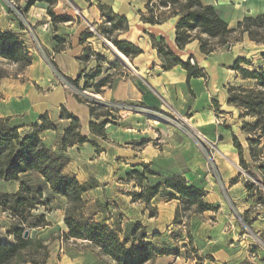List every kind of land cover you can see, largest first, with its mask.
Wrapping results in <instances>:
<instances>
[{"label": "rangeland", "instance_id": "1", "mask_svg": "<svg viewBox=\"0 0 264 264\" xmlns=\"http://www.w3.org/2000/svg\"><path fill=\"white\" fill-rule=\"evenodd\" d=\"M25 1L27 4L29 0ZM57 3L52 7V11L55 15L62 16L61 12L63 11L56 7ZM23 5L22 8H24ZM65 5L71 9L68 2H65ZM34 6L36 8L46 7L44 13L49 18V26L56 28L64 26V22L53 23L47 11L48 4L37 3ZM14 10L18 14L20 12V22L22 20V26H27L26 29L32 36L33 42L29 46V51H32L33 55L41 56L45 64L51 67L52 77L44 80L39 79L44 74L41 66L37 68L35 66V70L31 72L27 70V67L19 69L18 65L0 58V70L5 75L4 79L0 81V88L6 92L14 89L13 93L23 94L22 91H18L14 87L28 82L25 92L36 104L40 105V110H43L44 107L50 108L51 112L57 109L58 102L56 94L53 93L57 89L84 104L87 99L76 95V91L83 90H78L73 83L71 84L72 77L64 76L62 72L55 69L52 63L56 56L49 54L45 45L34 37L36 26H43L44 30L47 29L46 17L42 14L37 16L43 11L41 9L33 10L32 13L42 20L37 23L39 25L32 26L31 23H34L37 18L28 16L32 22H27L25 21L27 11H24L23 15L16 6ZM79 13L78 8H75V12H71L80 21ZM73 19L75 22L76 19ZM243 37L238 41L236 50L253 61V69L264 66V57L259 54V48L248 40L244 42ZM101 39L91 40L89 48L100 53V55L98 54L100 58H91L97 61L87 64L84 72L89 74L98 67L97 64L100 62L101 77L109 76L107 87L112 85L114 81L112 77L123 74L119 71L127 65L114 52L111 46V44L114 45L113 42L102 37ZM88 43L86 42V46ZM236 43L227 47H219L216 52H219L220 56H228L233 52ZM117 58L122 65L110 68L109 63ZM43 66L45 67V65ZM242 66L248 65L243 63ZM235 72L226 71L225 73L228 75L223 79L224 83L230 80L235 85H252L251 81H244L240 74ZM235 74L240 80H234ZM59 78H63L70 86L66 88L61 85ZM206 80L207 78H205ZM96 81L90 80V83L94 84ZM227 89L228 87H226ZM87 90L93 99L104 101L92 87ZM99 91H102V88ZM226 92L228 94V91ZM224 94L221 87L215 94L202 97L192 95L190 103L187 104V106L190 105L188 109L185 106L180 112L170 109H150L143 103L133 100H108L121 105V109L115 110L116 112L108 117L111 125L107 127L113 129L109 134L113 140H108L107 134L106 139L96 138L100 145L94 141L95 144L89 143L92 148L87 146V150L83 152L74 151L72 157L66 154L70 160H74L67 173H73L78 166H82L83 172L80 173V181L83 182L87 179L85 182H88L90 186L97 185L99 187L89 190L85 196L84 218H92L100 223H106L114 229L121 228V239L130 234L133 224L154 221L159 224L162 233L152 232V228L146 241L151 242L158 249H165L168 251L167 253L180 254L189 264L206 263L197 254L195 245L198 243L191 242L199 227L204 226L203 223H205L207 228L204 230L202 228V233L210 231L213 236L228 235L229 237L243 238L245 249L250 253L249 256L254 264H264V200L258 196L255 187H248L249 184L256 181L254 176L241 169L237 151L232 145V134H239L240 138H243L244 136L240 134V127L245 120H251L250 118H240L239 110L227 105L228 96L224 97ZM94 148L96 150H93ZM56 150L60 151L59 148ZM134 152L143 155L145 162L142 164L148 165V171L141 164L128 166L125 162L120 161V159H124L122 157L132 158V156H121L120 158L116 156L117 158H114V155H132ZM77 156L80 160L75 161ZM135 171H138L142 178H138V175L134 174ZM172 177H183L184 183L188 186H197L203 189L206 193L205 202L210 204L212 209L197 212L195 207L189 208L181 199L175 197L170 189L165 187L162 188L159 196L151 200L150 206L141 200L134 199V194L139 193L142 186L164 184ZM48 198L46 196V199ZM49 199L52 201L50 204L39 206L31 213L35 217L45 213L51 221V226L45 231L30 228V233L32 236L41 233L45 239L52 242L59 237L63 238V232L67 226L64 223V211L57 208H62L64 201L53 200L52 197ZM6 217L9 219L8 215L0 209V230L6 224L4 219ZM246 219H249V223L246 222ZM32 220L34 218L29 219V221ZM253 238L254 246H250L248 243L252 242ZM62 242L66 244L64 240ZM129 247L131 246L128 245ZM249 247H254V250ZM84 248V246L81 247L82 250ZM83 252L89 253L85 249ZM253 252L256 254L254 260ZM109 262H111L110 258L102 253L99 255L97 264H109Z\"/></svg>", "mask_w": 264, "mask_h": 264}, {"label": "trees", "instance_id": "2", "mask_svg": "<svg viewBox=\"0 0 264 264\" xmlns=\"http://www.w3.org/2000/svg\"><path fill=\"white\" fill-rule=\"evenodd\" d=\"M37 3L48 4L47 11L54 24L71 20L69 16H57L53 13L52 7L57 0H29L25 11ZM150 3L152 6L149 7L150 16L147 18L150 23L164 22L166 20L164 10H168L171 15L179 16L176 25V44L179 49H184L187 44L198 40L201 52L211 56L219 47L236 43L245 34L254 43L264 44V13L246 16L236 28H230L217 9L213 5L204 4L202 0H152ZM100 9L103 23L95 27V31L90 28L85 30L81 35V42L86 43L90 38L101 36L111 40L129 58L140 54L142 51L133 43L118 40L114 36L116 30L127 28V18L117 15L107 5L100 4ZM150 37L153 48L162 59L163 70L181 66L187 71L188 79L206 77L204 68L200 67L193 56L183 60L170 49L164 37L157 38L154 35ZM55 40L57 42L55 51L59 52L65 46L66 40L59 37ZM89 47L88 44L80 60L100 58V53ZM261 55L264 57V53ZM0 58L18 65L19 69H24L33 62V55L20 42L19 37L11 31L2 29ZM243 63L253 68L250 60L241 57L235 61L231 69L240 74L244 81H251L252 85L228 86L226 103L239 110L240 118H250L251 121L245 120L240 127L243 138H240L239 134H232V144L237 151L241 169L254 176L256 181L248 187H255L258 196L264 200V66L248 70L242 66ZM52 65L61 72L56 63L53 62ZM97 65L92 74H80L77 78H71L73 85L81 90L88 91L87 88L92 87L96 93L101 92L99 90L109 82V76L102 78L101 63L98 62ZM116 65H122L119 58L109 63L110 68ZM4 77L3 71L0 70V80ZM90 80L97 81L91 84ZM81 81L83 85L80 84ZM84 104L90 111V133L106 139V126L110 123L108 117L117 110H112L93 98H88ZM60 117L69 121L61 139L60 151L49 148L40 136L44 130L57 129L45 115L41 116L40 125H35L32 131L26 133L21 132V126L13 123L10 118H0V180L19 183V189L15 193L0 191V209L12 220L11 226L6 230L7 235L0 236V264L47 262L49 243L37 235L31 236L30 228L39 229L50 223L45 213L35 217L31 212L39 206L50 204L49 198L53 195L66 199L64 223L68 232L63 234V239L92 243L100 248L103 255L110 258L109 264H146L158 255L166 254L168 251L165 249H158L146 241L148 231L140 222L133 224L130 234L121 239V228L114 229L106 223L84 218L85 196L96 185L90 186L88 182H81L65 172L69 158L64 152L74 145L95 143L89 136L82 134L78 116L62 108ZM141 166L148 171L147 164ZM134 174L142 178L138 171ZM163 187L170 189L174 196L181 199L189 208L195 207L197 212L212 209V206L205 202V191L196 186H188L184 183L183 177H172L164 184L158 183L155 186H142L141 191L134 194V199L150 206L151 200L160 195ZM47 189L49 194H46ZM46 196L49 198L46 199ZM30 218L34 220L29 221ZM246 222L249 223V219H246ZM26 231H29L28 236L25 235ZM128 245L131 247L128 248Z\"/></svg>", "mask_w": 264, "mask_h": 264}, {"label": "crops", "instance_id": "3", "mask_svg": "<svg viewBox=\"0 0 264 264\" xmlns=\"http://www.w3.org/2000/svg\"><path fill=\"white\" fill-rule=\"evenodd\" d=\"M150 1L152 0H58L56 7L60 11H63L61 12L62 16H67L68 14V16L71 17V20L64 22V26L56 28L49 26V18L47 17V14L44 13L46 7L36 8V6H32L30 10L26 12L25 7L27 4L25 0H0V29L13 32L19 37L20 42L30 49L29 46H31L33 39L26 29L27 26H22L23 23L21 24L22 21L20 22L19 11H21L23 15L25 14L24 11L27 13L25 15L27 17L25 21L27 22H32L28 16L37 18L34 23H31L32 26L39 25L37 23L40 22L42 18L37 16L42 14V16L46 17V21H48L46 23V25H48L47 29L44 30L43 26H36L34 29V37L38 38L39 41L45 45L49 50V54L56 56V61L54 60V62H57L56 65L64 76L77 78L80 74H87L84 72L87 64L96 62V60L91 59L92 57L87 61L80 60L86 48V43L81 42V35L91 25L98 27L103 23V14L100 9V4L107 5L111 7L117 15L126 17L128 21L127 28L116 30L114 36L118 40H126L133 43L142 52L134 57H127L132 68L124 66V69L119 71V73L123 74L118 75L117 77H112L114 80L112 85L102 87V91L97 93L104 101L133 100L135 102L143 103L150 109H170L180 112L188 103H190L189 100L192 95L202 97L209 94H215L222 87V91L225 92L224 97L228 96L226 87L229 85H235V83L230 80L224 83L223 79L228 75L225 72H235L231 67L238 58H246L253 62L249 57L236 50L238 49L239 42L236 43L233 52L228 56H220L219 52H215L211 56L202 53L198 40L187 44L184 49H179L176 44V25L179 16L171 15L168 10H164L163 12H165L164 15L166 16L164 22H148L147 18L150 16ZM65 2H68L73 10L68 8L65 5ZM202 2L206 5H213L221 17L228 23L230 28H236L238 23L246 16H258L264 13V0H202ZM22 5L24 8H22ZM15 6L17 9H20L18 11L19 14L14 10ZM75 8H78L80 11V21L79 19L77 20L75 15L71 14L72 11L75 12ZM34 9H41L43 12L36 16L32 13ZM73 18L76 19L75 22ZM151 35H154L157 38L164 37L170 49L181 59L187 60L189 57L193 56L200 67L204 68L206 77H192L188 79L187 71L181 66H174L170 70H163L162 59L159 57L157 50L153 48L150 37ZM56 37L66 40L65 46L59 52L55 51L57 46L55 40ZM95 38L101 39L100 36L90 38L87 41L89 42L88 44L91 45V40ZM243 38L244 42L248 40L249 42L254 43L246 34ZM256 46L259 48V54L264 53V44H256ZM43 65H45V67ZM35 66L36 68L41 66L42 72L44 73L39 79L44 80L45 78L49 79L52 77L51 67L46 65L43 58L37 54L33 55V62L27 67V70L33 72ZM94 71L95 69L89 74H92ZM205 78H207L206 81ZM234 80L238 81L240 78L235 74ZM82 81L80 84H82ZM207 81L208 84H206ZM228 82L229 85H227ZM27 83L28 82H25L14 87L16 90L22 91L23 94L13 93L14 89L6 92L0 88V118H10L13 123L21 126V132L26 133L32 131L35 125H40V118L42 115H45L56 125L57 129L44 130L41 132L40 136L49 148L57 151L56 148H61V139L64 130L69 125L68 120L61 119L60 117L62 108H66L80 118L82 134L89 136L91 141H95L97 145H100L96 140L98 137L90 133L89 124L91 122V116L87 105L79 103L73 96L65 95L57 89L53 91V93L56 94V101L58 102L57 109L53 112H51L48 107H44L43 110H40V105L36 104L35 101L28 97L25 92ZM189 106L190 105L186 108L188 109ZM110 125L111 124L109 123L107 126ZM205 129L207 130V128ZM111 131H113V129L107 127L106 132L108 134V140L112 141L113 139H111L109 135ZM87 146H91L92 148V145L89 143H84L68 147L64 153L67 155L69 154L72 157L74 151L83 152L84 150H87ZM93 150H96V148ZM79 156L75 157V161L80 160ZM116 156L119 158L121 156H132V158L122 157L124 159H120V161L125 162L128 166H136L145 162L143 155L139 152H134L132 155L118 154L114 155V158H117ZM72 161L74 160L69 159V163L65 168L66 173L70 170L69 168ZM82 172V166H78V168L69 175L75 176L80 181L79 176ZM85 181H87V179H85ZM95 188L99 187L96 185ZM18 189V182H5L0 180V191L15 193ZM49 193L50 192L47 189L46 194ZM52 198L53 200L59 199L64 201V206L62 208H57L63 210L65 214L66 199L54 195ZM4 219L6 220V224L0 230L1 237L7 235L6 230L9 229L12 224L11 219H8L7 217ZM47 220L50 224L43 228H39L40 231H45V229L51 226V221L48 216ZM142 224L146 227L148 236H150V229L152 228V232L158 231L162 233L159 224L154 221H151L150 223L142 222ZM203 225L204 226L199 227L197 234L192 237L191 242L198 243V245H195V248L198 251L197 254L199 258L202 261L204 260L206 262L205 264H254L249 256L250 253L245 249V241L242 240L243 238L239 239V237H229L228 235L213 236L210 231L202 233V228L203 230L207 228L205 223H203ZM66 232H68V230L64 229L63 234ZM37 236L49 243V258L44 264H97L99 255H101L100 248L88 241L74 239L71 241L62 238L66 242V244H63V240L60 237L51 242V240L45 239L41 233ZM248 244L254 246V238L252 239V242H249ZM80 246H84V249L89 253L83 252L84 249L82 250ZM249 248L254 250V247ZM146 264L189 263H186L180 254L166 253L164 255H158L154 260Z\"/></svg>", "mask_w": 264, "mask_h": 264}, {"label": "built area", "instance_id": "4", "mask_svg": "<svg viewBox=\"0 0 264 264\" xmlns=\"http://www.w3.org/2000/svg\"><path fill=\"white\" fill-rule=\"evenodd\" d=\"M156 3H158L157 1H156ZM22 21V20H21ZM90 28V30H92V31H95V27H92V26H90L89 27ZM63 77V76H62ZM65 78V77H64ZM60 79V82H61V85H63L64 87H69L70 86V84L69 83H67L63 78H59ZM71 84H72V82H71ZM76 88V87H75ZM78 90H81V89H78ZM77 93H76V95H78L79 97H85V99H88V98H92V97H90V94L87 92V91H85V90H83V91H76ZM87 94V95H86ZM92 96V95H91ZM101 103H103V104H105L108 108H110V109H112V110H117V109H121V105L118 103V102H113V101H102ZM122 111V110H121ZM252 256H253V259H254V257H256V254H254V253H252Z\"/></svg>", "mask_w": 264, "mask_h": 264}, {"label": "bare ground", "instance_id": "5", "mask_svg": "<svg viewBox=\"0 0 264 264\" xmlns=\"http://www.w3.org/2000/svg\"><path fill=\"white\" fill-rule=\"evenodd\" d=\"M111 46H112L114 52L120 58V60L124 61L127 65H129V60H128L127 56L123 52H121L118 48H116L114 45L111 44ZM245 68L248 69V70H253L252 67L245 66Z\"/></svg>", "mask_w": 264, "mask_h": 264}, {"label": "water", "instance_id": "6", "mask_svg": "<svg viewBox=\"0 0 264 264\" xmlns=\"http://www.w3.org/2000/svg\"><path fill=\"white\" fill-rule=\"evenodd\" d=\"M127 66L131 67L130 63H129V65H127ZM131 68H132V67H131ZM25 235L28 236V235H29V231H26V234H25Z\"/></svg>", "mask_w": 264, "mask_h": 264}]
</instances>
